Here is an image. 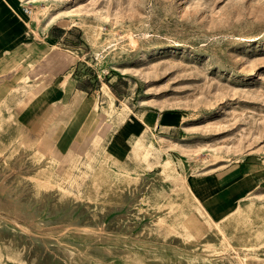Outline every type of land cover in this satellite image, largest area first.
I'll return each mask as SVG.
<instances>
[{
    "label": "rangeland",
    "instance_id": "374dc122",
    "mask_svg": "<svg viewBox=\"0 0 264 264\" xmlns=\"http://www.w3.org/2000/svg\"><path fill=\"white\" fill-rule=\"evenodd\" d=\"M13 1L30 40L66 32L59 69L99 76L105 119L146 131L92 160L49 156L17 122L25 81L1 85L0 264H264V0ZM233 166L252 190L184 226L194 182Z\"/></svg>",
    "mask_w": 264,
    "mask_h": 264
},
{
    "label": "crops",
    "instance_id": "0c3cea01",
    "mask_svg": "<svg viewBox=\"0 0 264 264\" xmlns=\"http://www.w3.org/2000/svg\"><path fill=\"white\" fill-rule=\"evenodd\" d=\"M19 11L13 0H0V86L12 84L16 78L18 83L25 81V92L17 102V122L38 150L66 160H92L101 151L124 146L146 131L137 118L119 111L105 119L97 106L102 90L99 76L78 75L75 63L70 62L59 69L58 63L69 57L58 43L66 32L53 29V24L42 33V39L38 34L30 40ZM249 171L233 166L194 182L193 195L211 221L223 219L256 185L258 175Z\"/></svg>",
    "mask_w": 264,
    "mask_h": 264
},
{
    "label": "bare ground",
    "instance_id": "6f19581e",
    "mask_svg": "<svg viewBox=\"0 0 264 264\" xmlns=\"http://www.w3.org/2000/svg\"><path fill=\"white\" fill-rule=\"evenodd\" d=\"M7 148V147H6ZM12 148V147H11ZM3 154V153H2ZM14 154V153H13ZM4 156H2V159H3ZM23 159H20V161H18L16 164H15V167L16 168H21V162H22ZM25 161V160H24ZM5 163V162H4ZM5 165V164H4ZM3 165V166H4ZM13 167V166H12ZM7 168V167H6ZM8 169V168H7ZM14 170V168H12ZM42 170V164L41 163H38L36 165L33 166L32 170L25 174L29 179L28 180H31V181H35L34 183V186L36 187H41L42 184V179H37L35 178L36 174L37 173H40V171ZM171 172H173V167L171 165V163L169 161H166L162 168H161V172H160V175L162 177L166 176L167 174H171ZM14 175H18L20 176L21 173H19L18 171L14 170ZM17 181H20L19 179L16 180ZM48 184V183H47ZM53 184V183H52ZM51 186V185H50ZM56 188H58L56 186ZM64 191V190H63ZM66 191V190H65ZM185 193H189V191L187 189H185ZM196 209L194 208V212H192L191 214H188L186 215V219L184 221V226L186 227H190L194 230H199L201 229L203 226L205 225H210L212 224V222L209 220V218L203 213V211L197 207V204L195 203V206ZM169 210V209H168ZM231 215V214H229ZM228 215V216H229ZM227 216V217H228ZM93 218V217H92ZM22 227V226H21ZM86 228V227H85ZM83 228V229H85ZM23 230V228H21ZM27 231V230H26ZM30 231V230H29ZM99 231V230H98ZM27 233V232H26ZM36 235V234H35ZM239 247V246H238ZM253 248V246H251ZM255 247V246H254ZM205 248V247H204ZM221 253V252H220ZM219 254V253H218ZM252 257V256H251ZM244 258V257H243ZM255 258V257H254Z\"/></svg>",
    "mask_w": 264,
    "mask_h": 264
},
{
    "label": "built area",
    "instance_id": "2783aa9c",
    "mask_svg": "<svg viewBox=\"0 0 264 264\" xmlns=\"http://www.w3.org/2000/svg\"><path fill=\"white\" fill-rule=\"evenodd\" d=\"M24 12H25V13H30V12H29V11H27L26 9H24Z\"/></svg>",
    "mask_w": 264,
    "mask_h": 264
}]
</instances>
